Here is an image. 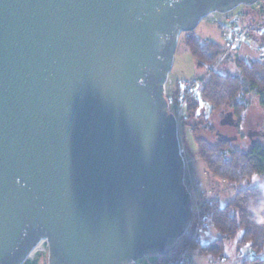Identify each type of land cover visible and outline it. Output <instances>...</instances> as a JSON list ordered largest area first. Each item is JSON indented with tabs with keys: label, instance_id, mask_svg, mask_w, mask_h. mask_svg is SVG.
Returning <instances> with one entry per match:
<instances>
[{
	"label": "water",
	"instance_id": "water-1",
	"mask_svg": "<svg viewBox=\"0 0 264 264\" xmlns=\"http://www.w3.org/2000/svg\"><path fill=\"white\" fill-rule=\"evenodd\" d=\"M256 1L0 0V264L42 238L48 264L175 246L192 212L164 96L178 36Z\"/></svg>",
	"mask_w": 264,
	"mask_h": 264
},
{
	"label": "rangeland",
	"instance_id": "rangeland-1",
	"mask_svg": "<svg viewBox=\"0 0 264 264\" xmlns=\"http://www.w3.org/2000/svg\"><path fill=\"white\" fill-rule=\"evenodd\" d=\"M191 32L201 38L222 44L227 51L214 65V69L235 73L237 72L234 64L235 58L263 61L264 1L258 0L252 4L242 3L224 12L213 11L200 20ZM185 35L186 32H181L178 36L173 63L164 86V96L168 102V111L174 114L178 124V139L184 162L183 183L191 197L192 212L187 230L175 246L165 254L174 256L184 252V264H240L243 257L248 254V247L243 245L237 253L236 239L225 241V259L211 256L202 257L198 255L196 249L190 246L192 244L188 245L186 241L188 234L193 230L195 236L204 244L219 237L212 226L207 224V220H200L196 216L197 203L201 201L202 197H214L221 204H225L238 189L259 185L262 183V179L255 175L247 182L230 183L210 174L201 160L196 138L206 137L215 141L216 131L224 135H233L236 130L232 127L219 125L218 111H211L209 106L202 101L193 112H189L187 109L184 103L186 87L198 83L199 76L206 75V68L196 67L194 59L184 43ZM246 98L248 99L247 108L240 117L239 128L241 131L245 130L248 121L256 125L264 119V111L257 97L254 94H249ZM203 122L208 126L207 132L199 130V128L198 131L193 132L192 127L200 126ZM158 256L159 254H150L137 260V263L151 264ZM27 258L35 261L36 264H48L47 243H40Z\"/></svg>",
	"mask_w": 264,
	"mask_h": 264
},
{
	"label": "trees",
	"instance_id": "trees-1",
	"mask_svg": "<svg viewBox=\"0 0 264 264\" xmlns=\"http://www.w3.org/2000/svg\"><path fill=\"white\" fill-rule=\"evenodd\" d=\"M184 43L196 67L206 68V75L198 78L197 96L193 94L191 85L186 87L184 103L189 112H193L202 101L213 112L231 111L240 122L249 94L257 97L264 111V56L263 61L235 58L237 72H221L214 69V65L227 51L222 44L201 38L191 31L186 32ZM207 127L203 122L200 126H193L192 130L195 132L199 128L206 131ZM195 141L201 160L213 176L239 184L256 175L261 177L262 183L238 189L225 204L214 197H202L197 203L196 216L200 220H207L219 237L204 244L193 230L186 239L188 245L191 243L190 246L202 257L225 259V241L236 239V252L239 253L243 245H247L249 252L240 264H264V141H257L246 149L236 144V140L215 138V141H211L200 137ZM180 254L159 255L151 264H184V257H180ZM21 264L36 262L26 258Z\"/></svg>",
	"mask_w": 264,
	"mask_h": 264
},
{
	"label": "flooded vegetation",
	"instance_id": "flooded-vegetation-1",
	"mask_svg": "<svg viewBox=\"0 0 264 264\" xmlns=\"http://www.w3.org/2000/svg\"><path fill=\"white\" fill-rule=\"evenodd\" d=\"M232 115L234 118H236L234 114ZM223 126L232 127L236 130V133L233 134L236 135V142H238V144L245 149L249 145L254 144L257 141L264 140V119L261 123H258L256 125H253L250 121H248V125L244 131H241V128H239L240 122L238 120L236 126H231L227 124Z\"/></svg>",
	"mask_w": 264,
	"mask_h": 264
},
{
	"label": "built area",
	"instance_id": "built-area-1",
	"mask_svg": "<svg viewBox=\"0 0 264 264\" xmlns=\"http://www.w3.org/2000/svg\"><path fill=\"white\" fill-rule=\"evenodd\" d=\"M210 13H211V12H210ZM210 13H208V14H210ZM208 14H206L205 16H207ZM205 16H203V17L201 18V20H202ZM191 89H192L193 94H194L195 96H197V95H198V92H199V82H198V83H193V84L191 85ZM180 153H181V151H180ZM204 219H205V217H204ZM42 242L46 243V240H45L44 238L40 239V240L37 242V244H36L35 246H38V245H39L40 243H42ZM146 256H148V255H146ZM183 256H184V253H181V254H180V257H183ZM134 264H141V263H137V261H136Z\"/></svg>",
	"mask_w": 264,
	"mask_h": 264
},
{
	"label": "crops",
	"instance_id": "crops-1",
	"mask_svg": "<svg viewBox=\"0 0 264 264\" xmlns=\"http://www.w3.org/2000/svg\"><path fill=\"white\" fill-rule=\"evenodd\" d=\"M249 255V252H248V254L246 255V256H244V257H247Z\"/></svg>",
	"mask_w": 264,
	"mask_h": 264
},
{
	"label": "bare ground",
	"instance_id": "bare-ground-1",
	"mask_svg": "<svg viewBox=\"0 0 264 264\" xmlns=\"http://www.w3.org/2000/svg\"><path fill=\"white\" fill-rule=\"evenodd\" d=\"M34 248H36V246H35ZM34 248H33V249H34ZM33 249H32V250H33Z\"/></svg>",
	"mask_w": 264,
	"mask_h": 264
}]
</instances>
